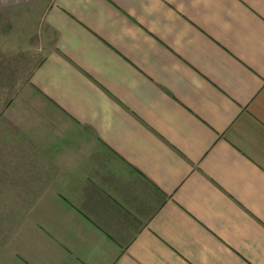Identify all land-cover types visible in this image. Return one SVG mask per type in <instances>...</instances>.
<instances>
[{
    "label": "crops",
    "instance_id": "1",
    "mask_svg": "<svg viewBox=\"0 0 264 264\" xmlns=\"http://www.w3.org/2000/svg\"><path fill=\"white\" fill-rule=\"evenodd\" d=\"M43 21L30 122L0 138V264H264V0Z\"/></svg>",
    "mask_w": 264,
    "mask_h": 264
},
{
    "label": "rangeland",
    "instance_id": "2",
    "mask_svg": "<svg viewBox=\"0 0 264 264\" xmlns=\"http://www.w3.org/2000/svg\"><path fill=\"white\" fill-rule=\"evenodd\" d=\"M52 0H0V138H13L22 123H29L30 78L51 42L44 15ZM26 109V116L21 109ZM18 126V127H17ZM2 148H0V151ZM12 152L14 149L8 148ZM7 214L10 230L18 217Z\"/></svg>",
    "mask_w": 264,
    "mask_h": 264
}]
</instances>
